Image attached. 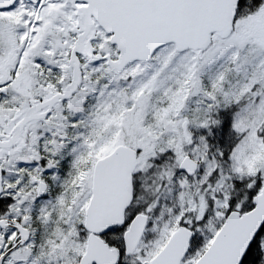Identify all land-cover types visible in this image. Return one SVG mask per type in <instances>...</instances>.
<instances>
[{"label":"snow or ice","instance_id":"1","mask_svg":"<svg viewBox=\"0 0 264 264\" xmlns=\"http://www.w3.org/2000/svg\"><path fill=\"white\" fill-rule=\"evenodd\" d=\"M0 264H264V0H0Z\"/></svg>","mask_w":264,"mask_h":264}]
</instances>
